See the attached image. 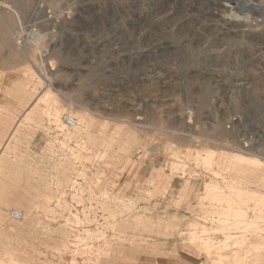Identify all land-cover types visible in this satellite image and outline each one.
Listing matches in <instances>:
<instances>
[{"label": "rangeland", "instance_id": "374dc122", "mask_svg": "<svg viewBox=\"0 0 264 264\" xmlns=\"http://www.w3.org/2000/svg\"><path fill=\"white\" fill-rule=\"evenodd\" d=\"M236 141L264 162V0H0V264H264V206L205 197L264 191Z\"/></svg>", "mask_w": 264, "mask_h": 264}, {"label": "bare ground", "instance_id": "6f19581e", "mask_svg": "<svg viewBox=\"0 0 264 264\" xmlns=\"http://www.w3.org/2000/svg\"><path fill=\"white\" fill-rule=\"evenodd\" d=\"M249 6H252V4H250ZM254 16H256L255 14H252ZM241 27H248V29L250 28H254V25H241ZM256 28V27H255ZM35 40L37 41V38H35ZM250 44V42H249ZM44 87L48 88L49 90H53L54 88L52 87L51 84L49 83H45ZM43 91V90H42ZM52 95V91L50 92H46L43 98V101H47L51 98ZM56 96V95H55ZM54 98V97H52ZM55 105V104H54ZM173 106V105H172ZM51 107V106H50ZM50 109V108H49ZM52 112V111H51ZM45 114V113H44ZM58 112L54 111L53 112V120L55 122V124L57 125L59 122V117H58ZM108 117V116H107ZM73 118L76 120L77 124L75 127H73L74 129H76L80 124L81 121L84 122L87 126H90L92 119L90 116H85V117H80L76 114H73ZM61 121V120H60ZM78 125V126H77ZM64 127V126H63ZM72 128V129H73ZM67 129V128H66ZM71 129V128H68ZM120 131V130H119ZM112 136V135H111ZM242 142V141H241ZM239 141L234 142V147L237 149L236 151L233 152H229V151H221L223 154L225 155H230V159H231V163L233 165V167H231V170L235 168L236 165H253V166H257V167H261L263 165V160H261L258 157H254L251 156L252 151L254 150V147H250V145H246L243 144V142L241 143ZM246 147V148H245ZM257 151V150H256ZM215 151L210 150L209 152V157L207 158V163L211 164L213 163V159H212V154ZM253 155V154H252ZM177 154L176 153H172L171 154V158H176ZM224 158H228V156H224ZM200 159V158H199ZM197 160V159H195ZM201 160V159H200ZM205 162V163H206ZM213 165V164H212ZM219 175V174H218ZM243 176L249 177V173H245ZM243 176H241V180L243 179ZM220 177V176H219ZM224 177V176H223ZM224 181V180H223ZM213 184V183H212ZM216 185V184H215ZM245 188V187H244ZM242 187H231L229 189H220L217 186L211 185V186H207L206 190H205V197L208 199L210 196H214V200L217 203H225L226 205L229 202H235V200H247V201H253V208L251 211L256 212L257 210L261 209L262 205L264 206V191L262 192H247L245 195L243 193V191L245 190ZM252 189V188H251ZM254 190V189H253ZM202 198V197H201ZM201 200V199H200ZM201 202V201H200ZM227 207V213H229L231 216L235 217V220L233 222H229L228 219H219L218 220V227L217 228H210V229H204L201 231V234L203 235V237H210L211 235H217V234H224L226 235L225 240H221V245L222 247H226L228 244L231 245L230 241L228 242V240L230 239L231 235H235L238 233H245L248 232L249 228H250V222L251 221H245L243 220V216H245L247 214V211H243L239 206H226ZM21 212V211H20ZM22 214V212H21ZM249 215V214H248ZM23 217V214H22ZM244 225V226H243ZM256 230L254 232H252V230ZM254 229L251 228V234L254 235L256 233H260L255 227ZM259 229V227H258ZM262 230V229H261ZM264 230V229H263ZM195 231V230H194ZM250 232V231H249ZM247 234V233H246ZM249 234V233H248ZM264 234V233H263ZM241 236V235H240ZM250 236V235H249ZM236 238V237H235ZM251 238V237H250ZM231 240V239H230ZM232 241V240H231ZM254 241V240H251ZM251 241H249L251 243ZM260 241V240H259ZM236 242V241H235ZM207 243V242H206ZM253 243V242H252ZM257 245V243L255 244ZM219 246V247H220ZM245 246V245H244ZM248 247V246H247ZM244 248V247H243ZM253 248V247H252ZM250 250V249H249ZM227 251V250H226ZM226 251H224L226 253ZM228 252V251H227ZM230 252V251H229ZM236 253V252H235ZM238 253V252H237ZM254 253V252H253ZM252 253V254H253ZM262 255V253H261ZM226 256V255H225ZM234 255H231L230 257H232ZM228 257V256H227ZM231 259V258H230ZM264 261V260H263ZM231 262L233 264H239L237 262V258H232ZM228 263V262H227ZM229 264V263H228ZM242 264V263H241Z\"/></svg>", "mask_w": 264, "mask_h": 264}, {"label": "built area", "instance_id": "2783aa9c", "mask_svg": "<svg viewBox=\"0 0 264 264\" xmlns=\"http://www.w3.org/2000/svg\"><path fill=\"white\" fill-rule=\"evenodd\" d=\"M61 124L65 127V128H73L76 126L77 122L73 117L67 116V115H63L61 117ZM10 218L13 221H20L22 220V214L20 211L18 210H11L9 213Z\"/></svg>", "mask_w": 264, "mask_h": 264}]
</instances>
